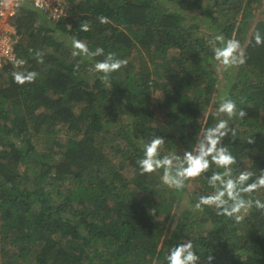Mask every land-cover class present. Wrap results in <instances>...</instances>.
Instances as JSON below:
<instances>
[{"label":"trees","instance_id":"16d2710c","mask_svg":"<svg viewBox=\"0 0 264 264\" xmlns=\"http://www.w3.org/2000/svg\"><path fill=\"white\" fill-rule=\"evenodd\" d=\"M67 1L57 20L21 3L15 53L39 75L19 85L15 62L0 72V264H166L169 246L189 239L201 255L213 250L212 264H264V209L239 221L200 211L198 197L211 191L205 179L178 191L137 164L142 138L163 137L165 154L190 149L226 118L217 106L228 97L246 111L230 120L236 136L224 138L233 167L264 169V44L253 40L264 34V0H209L205 9L202 0ZM182 9L208 14V32ZM217 34L245 44V63L224 69L225 80L211 74ZM73 37L127 64L106 83L93 60L71 55ZM253 198L264 200V189ZM184 199L190 206L170 229L158 217Z\"/></svg>","mask_w":264,"mask_h":264},{"label":"clouds","instance_id":"9594fccd","mask_svg":"<svg viewBox=\"0 0 264 264\" xmlns=\"http://www.w3.org/2000/svg\"><path fill=\"white\" fill-rule=\"evenodd\" d=\"M99 19L101 23L108 22L107 17L102 16ZM79 29L89 31L90 25L81 22ZM213 40L215 42L213 57L225 69L245 63L246 58L239 40L225 38L223 34L215 35ZM253 40L257 45L264 44V34L256 31ZM70 47L73 57L93 60L92 70L106 83H110V77L114 72L127 64L126 59L118 58L114 52L105 54L102 47L90 49L87 43L75 37L72 38ZM35 55L42 62L41 53L36 52ZM98 56L104 58L94 60ZM25 64L24 59H17L15 61L17 70L11 73L13 81L19 85L32 83L39 75L35 70L23 67ZM217 114H224L226 118H219L212 126L205 127L202 135L183 154L177 152L165 154L163 137L142 138L143 155L137 164L142 174L160 171L162 183L178 191L185 188L187 181L202 177L211 191L200 195L194 207L200 211L208 207L217 215L234 217L239 221L243 219V214L248 213L253 207L264 209V200L253 198L254 193L264 189V169H260V174L247 168L236 171L233 167L236 165V157L224 142V138L229 134L232 137L236 136V129L230 124V120L243 119L246 111L242 108L238 109L233 99L224 97L217 106ZM248 142H252V137L248 138ZM212 253L213 250L203 255L199 254L189 239L170 245L165 255V262L166 264H212L215 260Z\"/></svg>","mask_w":264,"mask_h":264},{"label":"built area","instance_id":"2783aa9c","mask_svg":"<svg viewBox=\"0 0 264 264\" xmlns=\"http://www.w3.org/2000/svg\"><path fill=\"white\" fill-rule=\"evenodd\" d=\"M23 1L46 13L53 20L69 13L67 0H0V72L10 62H15V44L20 39L14 25L15 16Z\"/></svg>","mask_w":264,"mask_h":264},{"label":"rangeland","instance_id":"374dc122","mask_svg":"<svg viewBox=\"0 0 264 264\" xmlns=\"http://www.w3.org/2000/svg\"><path fill=\"white\" fill-rule=\"evenodd\" d=\"M166 2H164L165 4ZM27 4V3H26ZM202 4H203V7L204 9L206 7H211V4L212 2L209 1V0H202ZM167 5V3L165 4ZM167 7H177L176 5H169ZM262 7V6H261ZM260 7V9H262ZM259 8V7H258ZM172 9H175V8H172ZM179 11V10H178ZM180 13H182L185 18L189 19L190 22H194V23H197L201 26V29L203 31H206L208 32V25H207V21L209 19V15L208 14H200V12H197V11H189V9H182L181 11H179ZM209 14H210V11H209ZM262 14V12L260 11L259 13H257V16L256 17H252L251 20H257V18ZM224 35V34H223ZM241 44H244V42H242ZM245 45V44H244ZM244 45L242 46V49H244ZM215 46V42L213 40V42L211 43V47L213 49V47ZM213 60V64L211 65L212 67V70H211V74H213L214 77H217L219 79H222V80H225L226 79V75L224 73V66L219 64L218 61H216L215 59H212ZM231 69H235V66L233 67H230ZM229 69V68H227ZM233 75H235V70L233 72L230 73V78H229V82L230 80L233 78ZM228 82V83H229ZM226 84V83H225ZM155 95L156 96H160L161 95V92L159 90H157L155 92ZM212 111V108H208V110L206 111V113L204 114L205 116V119L208 115H211ZM119 120V119H117ZM116 121L113 122V124H115ZM117 124V123H116ZM64 135H66V132H64V129H62V131L59 133V135H57V138H60V139H64ZM110 155H112V152H110ZM189 191H191V188L189 187L188 188ZM186 206H190V203H188L187 199H184V201L181 202V204L179 203H176L175 206L173 207L172 209V212L169 214V217L166 219L165 218V215L162 214L158 217V219L162 222H164L165 226H169V228H174V224H175V221H176V216L179 214V212L181 211V209L183 207H186ZM245 214H243L244 216Z\"/></svg>","mask_w":264,"mask_h":264}]
</instances>
